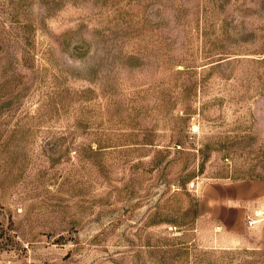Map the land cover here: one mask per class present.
<instances>
[{
	"label": "rangeland",
	"instance_id": "rangeland-1",
	"mask_svg": "<svg viewBox=\"0 0 264 264\" xmlns=\"http://www.w3.org/2000/svg\"><path fill=\"white\" fill-rule=\"evenodd\" d=\"M263 177L264 0H0V264H264Z\"/></svg>",
	"mask_w": 264,
	"mask_h": 264
},
{
	"label": "crops",
	"instance_id": "crops-1",
	"mask_svg": "<svg viewBox=\"0 0 264 264\" xmlns=\"http://www.w3.org/2000/svg\"><path fill=\"white\" fill-rule=\"evenodd\" d=\"M254 186L261 188L260 186H262L264 188V177L262 178L261 181H248V184H246L245 186H242L241 188V193H236L235 195H231L229 197H226L224 199V201H220V202H215V203H221L223 205H230L232 203H236L237 205H240L241 208H243V212L246 213V224L248 226H251L252 224H254V221L251 219L250 215L248 214V210L250 211V199L252 198V196L249 195V193L251 194L250 188H254ZM246 188V192L245 189ZM245 192V193H244ZM235 205V204H234ZM250 220L251 223L248 224L247 221Z\"/></svg>",
	"mask_w": 264,
	"mask_h": 264
},
{
	"label": "built area",
	"instance_id": "built-area-1",
	"mask_svg": "<svg viewBox=\"0 0 264 264\" xmlns=\"http://www.w3.org/2000/svg\"><path fill=\"white\" fill-rule=\"evenodd\" d=\"M247 223H248V224H250V223H251V221H250V220H248V221H247Z\"/></svg>",
	"mask_w": 264,
	"mask_h": 264
}]
</instances>
